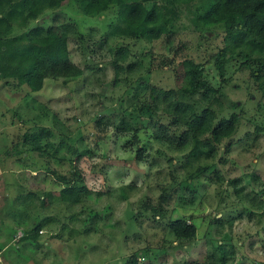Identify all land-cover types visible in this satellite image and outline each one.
<instances>
[{
	"label": "rangeland",
	"instance_id": "1",
	"mask_svg": "<svg viewBox=\"0 0 264 264\" xmlns=\"http://www.w3.org/2000/svg\"><path fill=\"white\" fill-rule=\"evenodd\" d=\"M54 11L76 21L80 31L94 28L93 37L70 35V58L80 72L62 69L39 91L16 78H0V246L9 264H128L133 252L140 264H184L208 255L220 258L222 252L224 264H264V91L250 86L249 69L231 68L220 102H213L219 115L240 114L236 133L214 155L193 145L170 146L155 133L167 126L177 137L170 119L159 111L143 122L137 109L146 100L153 103L158 87H189L187 59L206 61L223 45L224 33L202 35L185 10L171 36L112 37L106 44L103 33L115 16L113 8L88 15L65 0ZM46 19L52 23L51 16ZM121 43L131 47L127 61L141 60L142 66L116 80L110 46ZM210 74L219 84L220 75L214 69ZM100 116L110 125L98 126ZM36 126L52 130L53 156H41L23 143V133ZM15 143L27 151L18 153ZM140 147L141 160L136 158ZM200 167L191 193L185 178ZM75 170L90 191L70 204L61 200L60 190ZM160 202L163 218L151 209ZM99 211L108 213L99 217ZM217 213L224 217L221 222L213 219ZM179 216L196 223L197 237L172 241L167 222ZM38 223L43 226L37 240L18 237Z\"/></svg>",
	"mask_w": 264,
	"mask_h": 264
},
{
	"label": "trees",
	"instance_id": "2",
	"mask_svg": "<svg viewBox=\"0 0 264 264\" xmlns=\"http://www.w3.org/2000/svg\"><path fill=\"white\" fill-rule=\"evenodd\" d=\"M64 1L0 0V78L7 80L16 78L17 84H26L31 91H39L44 87L48 76L57 77L62 69L63 73L78 70L70 58V35L91 41L94 28L87 32L80 31L76 21L64 17L59 12L53 13V10L59 9ZM73 1L88 15H103L110 8L115 10L114 18L103 33L106 44L112 37L144 38L153 41L165 35L171 36L177 31V20L185 10L190 13L193 25L202 35L206 36L210 32L218 34L220 33L218 31L224 33L223 45L210 53L206 61L187 59L189 87L168 89L158 87L156 89L158 93L152 99L153 103L146 100L137 106L143 122L146 117L154 118L159 111L170 119L169 122L175 126V131L179 132L177 137L169 134L167 126L165 128L160 126L159 131L155 132L157 138L168 142L170 146L184 148L193 145L192 148L198 147L207 155H214L220 143L232 138L236 133L240 114L234 111L230 115H219L213 102H220L219 94L226 84L230 83L233 76H229L228 72L234 66L237 71L242 68L249 69L250 86L264 91V0ZM47 15L51 16L52 23H47ZM110 52L113 56L116 80L121 72L134 73L142 66L141 60L127 61L132 53L129 44L110 46ZM211 69L220 75L219 84L211 76ZM76 76L77 74L73 77ZM197 93H200V99L194 98ZM233 105L237 106L238 103L235 102ZM106 120L104 116H100L96 123L98 126L110 125V120ZM118 128L123 126L118 125ZM138 131L135 127V141L139 139ZM51 132L47 126H36L34 130L28 128L23 133L22 141L41 156H53L49 145ZM62 135L66 141L70 138L64 133ZM14 147L18 153L27 151L20 148L19 143H15ZM74 152L78 154L77 147L74 148ZM136 158L139 160L142 158L141 147L137 149ZM170 160L174 162L175 158ZM33 170L37 169L30 171ZM202 170L200 167L185 178V184L192 187L191 193L196 191L192 184L193 178L200 175ZM82 175L80 170L79 172L75 170L71 178L62 177H65L67 183L60 190L61 200L70 204L80 203L84 194L90 191L87 185L82 183ZM218 180H223L221 174H218ZM123 188L130 191L133 187L125 185ZM39 189L41 190L40 187ZM151 209L157 218L166 215L162 202L157 206L152 205ZM107 213L102 215L99 211L95 214L102 217ZM213 219L221 222L224 217L218 216L217 213ZM42 226L43 223H38L28 232H22L21 239L37 240L41 236ZM167 227L174 235L173 242L192 240L198 234L196 223L182 216L170 219ZM130 256L128 264H140L137 253L133 252ZM225 260V252H222L220 258L208 255L202 261L194 260L184 264H224Z\"/></svg>",
	"mask_w": 264,
	"mask_h": 264
},
{
	"label": "built area",
	"instance_id": "3",
	"mask_svg": "<svg viewBox=\"0 0 264 264\" xmlns=\"http://www.w3.org/2000/svg\"><path fill=\"white\" fill-rule=\"evenodd\" d=\"M1 170V169H0ZM22 233H19L18 237L21 236ZM0 264H9L8 260L4 257L2 250H0Z\"/></svg>",
	"mask_w": 264,
	"mask_h": 264
},
{
	"label": "crops",
	"instance_id": "4",
	"mask_svg": "<svg viewBox=\"0 0 264 264\" xmlns=\"http://www.w3.org/2000/svg\"><path fill=\"white\" fill-rule=\"evenodd\" d=\"M33 173H37V170H33L32 171ZM34 175V174H33ZM35 175H37V174H35ZM34 189H36V188H34ZM38 189H39V187H38ZM39 191H40V189H39Z\"/></svg>",
	"mask_w": 264,
	"mask_h": 264
},
{
	"label": "water",
	"instance_id": "5",
	"mask_svg": "<svg viewBox=\"0 0 264 264\" xmlns=\"http://www.w3.org/2000/svg\"><path fill=\"white\" fill-rule=\"evenodd\" d=\"M43 19H41L40 21L42 22Z\"/></svg>",
	"mask_w": 264,
	"mask_h": 264
}]
</instances>
